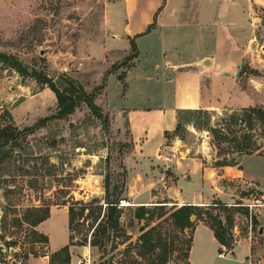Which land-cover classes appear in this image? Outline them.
<instances>
[{"label": "rangeland", "instance_id": "374dc122", "mask_svg": "<svg viewBox=\"0 0 264 264\" xmlns=\"http://www.w3.org/2000/svg\"><path fill=\"white\" fill-rule=\"evenodd\" d=\"M254 12L255 39L236 81L250 95V105L264 108V9L255 6ZM140 16L149 17V0H0V52L15 56L28 71L20 74L0 61V127L11 123L18 129L29 128L56 114L54 93L33 72L52 78L57 85L62 77H70L88 93L105 79L108 101L120 88V82L116 75L107 74L115 72L122 77L131 66L132 59L127 56L132 50L127 54L121 50L102 54L100 44L111 35L112 26L124 18L131 21ZM148 56L140 57L143 68ZM138 88L149 92V84L137 87L136 83L129 92L134 95ZM101 93L102 89L94 99L100 109L98 114L81 103L69 116L51 118L36 127L9 150L0 188L1 264H26L29 257L44 254L46 243L35 240L32 231L36 226L29 224L38 207H71L78 212L83 206L87 209L82 215L76 214L73 222V261L88 252L94 264H187L190 229L181 233L165 218L167 215L135 216L142 205L152 209L163 202H174L170 196L173 179L168 178L172 172H167L165 182L154 190L155 197L145 200L146 185L139 178L132 179L130 164L124 161L132 150L125 118L103 107ZM235 110L241 108L209 111L196 126L192 116L179 113L180 129L167 134L166 145L177 141L184 155L202 157L207 166L218 158H237L232 142H222L220 150L224 148L226 152L217 154L210 132L212 126L224 122ZM232 129L238 138L251 135V142L259 148L253 153L264 155V135L258 124L252 129L237 124ZM246 167L263 172L264 161L249 158ZM218 188L219 196L205 193L200 206L212 202L225 206L226 210H221L218 205L212 213L228 227L232 238L228 248L251 235L256 249H262L264 238L256 233L257 226L264 222L260 191L247 183L223 179ZM106 192L109 201L125 198L130 203L120 207L118 228L109 229L107 238L94 231L98 222L106 219ZM174 207L165 203L164 210L169 212ZM153 226L147 252L140 248L139 235ZM94 233L102 245L90 243ZM150 244L155 246L150 248Z\"/></svg>", "mask_w": 264, "mask_h": 264}, {"label": "crops", "instance_id": "0c3cea01", "mask_svg": "<svg viewBox=\"0 0 264 264\" xmlns=\"http://www.w3.org/2000/svg\"><path fill=\"white\" fill-rule=\"evenodd\" d=\"M255 6L264 9V0H149L148 18H124L110 28L111 35L100 44L102 54L118 50L127 54L131 40L137 47V56L122 79L119 73L107 74L118 77L120 88L116 94L106 101L105 80L101 96L106 110L125 118L132 150L124 161L130 164L132 179L139 178L146 185L145 200L155 197L154 190L165 182L167 172H172L168 178L173 179L170 196L174 202L162 204L202 205L205 193L219 196L220 179L253 185L264 203V171L246 167L247 159L264 161V155L245 154L237 165L214 167L207 166L202 157L184 155L177 141L166 145L167 134L177 125L179 110L252 106L250 95L240 88L236 75L255 39ZM142 54H149L144 68L140 64ZM134 83L137 87L149 84V92L138 88L133 95L129 88ZM35 228L48 241L44 254L29 257L26 264H49L51 254L65 245L74 262L67 209L51 207L49 216ZM188 261L264 264V247L257 250L250 235L226 248L208 225L198 222L192 231Z\"/></svg>", "mask_w": 264, "mask_h": 264}, {"label": "trees", "instance_id": "16d2710c", "mask_svg": "<svg viewBox=\"0 0 264 264\" xmlns=\"http://www.w3.org/2000/svg\"><path fill=\"white\" fill-rule=\"evenodd\" d=\"M151 26L148 25L147 29ZM132 54L127 56V59H133L137 56V47L133 40L130 41ZM0 61L9 67L13 68L15 71L20 74H28L27 68L13 55H8L0 52ZM36 78L44 85H46L55 95L57 102V112L54 115H50L48 117H44L39 125L33 127H25L23 129H18L13 124H5L0 127V188L2 179V166L4 160L9 156V150L17 147L19 145L21 138H25L26 134L32 133L36 127L43 126L45 122L50 120L51 118H64L72 114L76 107L80 106L81 103L86 104L90 109L96 114L99 112V108L94 103V99L97 96V93L104 88L105 79H103L101 85L99 87H95L93 91L86 92L81 84L76 82L74 79L64 76L60 79L59 85L52 79L45 75H42L37 72L32 73ZM122 79V77H119ZM243 89V88H242ZM186 112L190 116H192L195 121V126L198 125L200 121L199 118L208 115L210 113L207 110L202 109H187V110H179L177 112V117L179 118V113ZM233 113L224 122L217 123L210 128L212 142L214 146L217 148V154L220 152H226V149L221 148L220 144L222 142H232L233 148L237 151V158L228 159L226 157L218 158L213 162L214 167H223V166H233L237 165L240 161L242 155L245 154H253L254 151L259 148L251 142V135L244 134L240 135L236 134V131L232 129V126L237 124H245V126L249 129H252L255 124H258L261 127V133L264 135V108L259 106H248L243 107L241 110L232 111ZM180 129V122L177 120V125L174 131H178ZM257 154H260L259 152ZM108 181L105 179V191H107ZM117 188L114 187V193H116ZM116 201H109L108 195L106 192V197L104 203H106V213L103 215V218L106 219L101 223V220L96 225L95 230L99 232L101 237L107 238V231L109 229H117L119 225V217L121 213V209L115 206L113 203ZM220 206L219 209L226 210L225 206L221 205L220 202H212L206 206L194 205V204H185L178 207H174L169 212L164 210L165 204L156 205L158 207H154L149 209L145 206H140L135 213L137 218H143L144 216H152L154 213L157 214V217L161 218L167 215L165 218L170 220V223L173 227L179 229L181 233L191 230V235L189 240H187V253H186V262L190 264L188 261V251L190 248L191 240H192V231L198 222H203L209 226V228L213 231L214 236L218 240V242L228 248V241H230L231 235L228 232V227H225L222 224L221 219L216 214L212 213V210H215V207ZM101 209V205L98 207ZM87 208L85 206L81 207L78 212L74 211L73 208H68L69 213V230H70V245L72 244V240L74 236L72 232L74 231V218L76 214L82 215L83 212ZM167 213V214H166ZM204 215L205 217L203 218ZM49 216V207H38L35 210V214L33 215L32 220L29 224L32 227H35L37 224L45 220ZM208 219V220H207ZM227 222V220L225 221ZM154 231V226L148 228L143 231L139 235L140 239V248L146 249L149 252V235ZM96 232V233H97ZM35 240L39 242L47 243V236L43 233H40L36 229L32 231ZM94 233L92 241L90 242L94 246L102 245L100 239L97 238V234ZM7 242H3L5 245ZM155 244L151 245L150 248H153ZM166 246V244H165ZM166 249V247H165ZM166 253V251H164ZM143 254V253H142ZM49 264H70V255L68 245H65L58 251L51 254L49 259ZM101 264V263H100Z\"/></svg>", "mask_w": 264, "mask_h": 264}, {"label": "built area", "instance_id": "2783aa9c", "mask_svg": "<svg viewBox=\"0 0 264 264\" xmlns=\"http://www.w3.org/2000/svg\"><path fill=\"white\" fill-rule=\"evenodd\" d=\"M113 204L117 206L118 208H120V207L128 206L130 203L125 198H119ZM103 206H106V203H103ZM260 225L264 226V222L263 224H260ZM260 225L257 226V229ZM256 233H257V230H256ZM19 263L22 264L21 261H19ZM74 264H94V263H93L92 257L90 256V253L87 252V253H83L80 257L76 258L74 261Z\"/></svg>", "mask_w": 264, "mask_h": 264}, {"label": "water", "instance_id": "95a60500", "mask_svg": "<svg viewBox=\"0 0 264 264\" xmlns=\"http://www.w3.org/2000/svg\"><path fill=\"white\" fill-rule=\"evenodd\" d=\"M257 234L259 236H264V226L263 225H260L257 229Z\"/></svg>", "mask_w": 264, "mask_h": 264}, {"label": "bare ground", "instance_id": "6f19581e", "mask_svg": "<svg viewBox=\"0 0 264 264\" xmlns=\"http://www.w3.org/2000/svg\"><path fill=\"white\" fill-rule=\"evenodd\" d=\"M85 251H87V250H85Z\"/></svg>", "mask_w": 264, "mask_h": 264}]
</instances>
